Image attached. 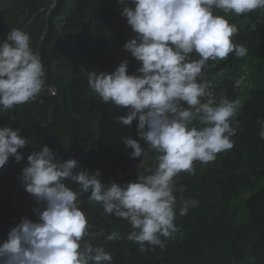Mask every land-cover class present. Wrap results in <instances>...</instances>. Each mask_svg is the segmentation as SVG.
<instances>
[{"label":"clouds","instance_id":"obj_1","mask_svg":"<svg viewBox=\"0 0 264 264\" xmlns=\"http://www.w3.org/2000/svg\"><path fill=\"white\" fill-rule=\"evenodd\" d=\"M117 2L125 5L121 16L136 33L123 48L140 67L129 74L124 60L111 73L87 72V80L102 102L128 109L114 120L127 127L137 121L139 139L156 153L155 164L135 181L105 184L99 170L74 171L78 161H62L48 145L31 152L19 178L41 205L34 209L38 220L22 217L11 228L0 243V264H112L111 252L84 240L91 235L80 207L85 193L105 214L131 225L127 239L138 243L141 251L145 244L165 247L178 231L175 178L181 172L195 174L194 161L212 162L234 146L240 100L223 98L217 103L208 82L201 79L202 70L209 60H225L229 54L244 57L248 49L233 40L237 25L214 14V9L241 15L264 9V0H130L134 7L126 0ZM45 75L30 34L11 29L0 42V112L34 101L44 88ZM244 81L240 77L235 86ZM260 123L264 139V121ZM28 143L19 128L0 127V169L10 157L22 161L18 149ZM123 143L133 149L132 158L147 156L137 139L125 137ZM73 183L76 188L70 186ZM197 204L195 199L183 201L179 215ZM121 238L118 231L106 236L107 241Z\"/></svg>","mask_w":264,"mask_h":264},{"label":"trees","instance_id":"obj_2","mask_svg":"<svg viewBox=\"0 0 264 264\" xmlns=\"http://www.w3.org/2000/svg\"><path fill=\"white\" fill-rule=\"evenodd\" d=\"M126 4L134 7L130 0ZM124 6L117 0H18L8 12L0 42L21 24L19 28L30 34L31 47L41 57L44 86L55 85L58 93L42 90L34 101L0 112V127L19 128L29 141L18 149L22 161L10 157L0 169V243L22 217L38 220L34 209L41 205L25 191L19 177L28 165V155L40 147L48 145L62 161L76 159L74 171L99 170L105 184L135 181L146 167L154 166L156 153L139 139L137 121L127 127L114 120L126 115L128 109L102 102L87 80V72L111 73L124 60L129 74L140 67L123 48L136 35L121 16ZM214 14L237 25L235 43L243 45L252 32L264 64V9L246 13L252 20L246 30L238 26L246 20L243 14H225L220 9H214ZM240 58L229 54L225 60H209L202 70L201 79L209 86L217 76L238 73L234 78L239 79L243 75L245 86L237 94L247 97L240 101L236 117L240 125L232 137L233 148L218 153L212 162L194 161L195 174L181 172L175 178L174 223L178 231L167 239L165 247L145 244L141 251L138 243L127 239L132 231L127 221L105 214L100 204L89 201L88 193L81 196L80 207L91 225V235L84 240L111 252L112 264H264V139L259 135L260 121H264V87ZM125 137L137 139L147 156L132 158L133 149L125 147ZM70 186L77 187L74 183ZM193 199L197 206L180 216L181 203ZM112 231L122 238L107 241ZM100 232L103 235H98Z\"/></svg>","mask_w":264,"mask_h":264},{"label":"rangeland","instance_id":"obj_3","mask_svg":"<svg viewBox=\"0 0 264 264\" xmlns=\"http://www.w3.org/2000/svg\"><path fill=\"white\" fill-rule=\"evenodd\" d=\"M243 16L246 20L239 22L238 26L240 30H246L248 26L247 23L252 22L247 14H243ZM249 35L250 37L247 38L243 44L248 49V53L246 56L241 57L240 61H243L244 64L247 65L249 71L259 79L260 86L264 87V64L261 63L259 55L260 46L256 37L252 36V32H250ZM236 75H238V73L228 75L226 78L217 76L218 79H213L212 84L209 86V91L213 93V98L216 101H220L223 98H227L229 100L239 99L240 101H244V99H246V94H243L242 96L240 93L239 95L237 94V91H240L245 84L235 86V82L238 80L234 78ZM242 77L244 76L242 75Z\"/></svg>","mask_w":264,"mask_h":264},{"label":"crops","instance_id":"obj_4","mask_svg":"<svg viewBox=\"0 0 264 264\" xmlns=\"http://www.w3.org/2000/svg\"><path fill=\"white\" fill-rule=\"evenodd\" d=\"M17 2H18V0H0V20H2V18H4V20H5V21L3 20L2 23H0V34L2 33L3 25L8 20V19H5L6 17L9 16L8 12H10L13 8L16 7ZM22 19H23V16H21V20ZM20 26H21V24L19 25V27ZM2 39L6 40V38L5 39L2 38ZM48 86H51V85H48ZM48 86H44L43 90H46Z\"/></svg>","mask_w":264,"mask_h":264},{"label":"built area","instance_id":"obj_5","mask_svg":"<svg viewBox=\"0 0 264 264\" xmlns=\"http://www.w3.org/2000/svg\"><path fill=\"white\" fill-rule=\"evenodd\" d=\"M47 90L49 91L50 94L56 95L58 93V89L56 86L51 85L47 87Z\"/></svg>","mask_w":264,"mask_h":264}]
</instances>
